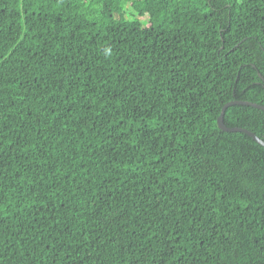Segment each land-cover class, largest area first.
Instances as JSON below:
<instances>
[{
  "label": "trees",
  "instance_id": "trees-1",
  "mask_svg": "<svg viewBox=\"0 0 264 264\" xmlns=\"http://www.w3.org/2000/svg\"><path fill=\"white\" fill-rule=\"evenodd\" d=\"M235 99L264 105V0H0V264H264Z\"/></svg>",
  "mask_w": 264,
  "mask_h": 264
},
{
  "label": "water",
  "instance_id": "water-1",
  "mask_svg": "<svg viewBox=\"0 0 264 264\" xmlns=\"http://www.w3.org/2000/svg\"><path fill=\"white\" fill-rule=\"evenodd\" d=\"M231 104H248V105H251L253 107L261 108V109H264V105L256 103V102L246 101V100H237V99L230 100V101H228L222 105L220 113L217 116V125L221 129L226 130V131H243V132H246V134L251 136L257 143L264 146V140L259 138L255 132H253L247 128H244V127H238V126L229 127L224 123V120H223L224 111Z\"/></svg>",
  "mask_w": 264,
  "mask_h": 264
}]
</instances>
